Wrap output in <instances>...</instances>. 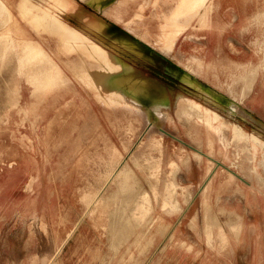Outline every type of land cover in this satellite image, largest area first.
<instances>
[{
  "label": "rangeland",
  "instance_id": "1",
  "mask_svg": "<svg viewBox=\"0 0 264 264\" xmlns=\"http://www.w3.org/2000/svg\"><path fill=\"white\" fill-rule=\"evenodd\" d=\"M230 3L224 13L231 25L223 43H235L240 54L220 56L216 30L209 29L198 34L208 48L202 60L213 58L225 66L231 59L251 60V82L231 88L195 75L220 93L230 89L241 111L229 113L153 51L135 48L148 56L143 58L99 30H84L85 24L69 27L66 9L59 14L65 26L91 32L93 42L120 54L133 78L147 84L152 101L134 104L129 96H114L108 86L103 91V84L89 86L73 73L76 67L107 69L82 51L63 50L60 36L37 31L12 9L18 19L13 28L42 43L75 90L37 99L22 73L28 68L21 60L24 50H3L0 41V264H264V148L250 138L236 145L232 132L236 124L248 136L259 132L264 141V0ZM81 6L87 18L101 17L121 34V24L114 28L91 5ZM153 11L162 26L160 5L150 3L142 14L147 18ZM191 28L182 30L167 57L176 60L179 51L183 64L195 68L194 42H186L195 34ZM160 31L156 28V35ZM20 33L13 30L14 36ZM192 102L227 122L217 131L220 137L225 132L226 147L217 139L208 145L198 112L191 118L180 115L179 105ZM147 107L164 113V122H145L139 110Z\"/></svg>",
  "mask_w": 264,
  "mask_h": 264
},
{
  "label": "bare ground",
  "instance_id": "2",
  "mask_svg": "<svg viewBox=\"0 0 264 264\" xmlns=\"http://www.w3.org/2000/svg\"><path fill=\"white\" fill-rule=\"evenodd\" d=\"M49 1L53 2L50 6H38L34 4L32 0H0V30H2L0 32V41L3 44L2 49L7 50L9 48L19 47L21 50H24L21 60L26 65L28 64V68H26L27 70L22 69V73L27 77V82L32 84L33 92L35 93L37 99L43 100L48 96L52 97L55 94L71 93L73 90H75V86L70 77L64 73L52 56L47 53L42 43L36 42L35 40L24 36L23 33H20L21 36H16V34L15 36L13 35V30L20 31L18 26H14L13 28V25L18 23V19L12 14L13 8H16L17 15L20 18L24 20L26 19L27 22L32 25V27L36 28L37 31L42 33L46 31L48 32L45 33L47 35L51 34L52 36H60L62 42L60 48L63 50L82 51L87 55V57L97 61L108 71V73L106 71V73H97L94 71L98 70L89 69V72L83 63L81 64V68H77L75 64L71 63V65H68V67L73 69L74 66L76 67V71L73 73L76 74V76H79L81 82L89 86L93 85V87L98 85L100 86V84L102 86L103 84L101 88L102 91L108 88L112 89V91H114L113 93L115 94L114 96L118 97L120 100H125V98L129 96L132 99L131 102L134 104L145 105L147 104V100L152 101V98L147 93V84L145 85L143 82L139 81V78H133L135 73L134 70L130 68L129 65L119 56L120 54L116 53L114 49L113 50L115 54H113L103 48L100 44L93 42L89 36L91 32H89L90 34L84 35L76 30L68 29L65 26L59 15L68 7V4L65 2V0ZM80 1L91 5L93 8L98 10L101 15L107 17V19L110 21H113L116 24H121L123 29L128 31L131 36L133 35L139 41L149 45L155 51L163 53L165 56H167L168 52L175 44L176 39L182 30H184L186 27L190 28L192 26L191 31L193 30L195 34L193 36L189 35V37L186 38V42H194V49L191 57L193 59V63H195V68H190L188 65L183 64V53H180L179 51L175 55L176 60H174L175 58H171V60L184 68L182 73L191 78V84H193L197 91L201 92V96H205L204 98L206 100H213V103L217 107L223 111H227L228 113L229 111L236 112L240 110V105L235 101V99L230 98L232 96L229 88L230 86L232 88V84L245 85V83L247 84V82H251L249 79L251 78V73H254L253 62L249 60L239 63L238 60L231 59L229 60L227 66L219 63L213 58L210 59L209 62H205L202 60V57L205 56V58H207V43L205 41H201V37L198 35L199 33L203 34L202 32L205 30L215 29L216 31H213L217 33L218 37V40H215V44L219 46L220 51H222L220 56L225 54V57H233L232 55L236 56V54H240V48L235 43L230 41L225 42V44L227 43L226 46L228 47V50L225 49V44L223 43L224 34L231 25V20H227L224 11L225 9L227 10L229 6H232L230 3L232 0ZM234 1L244 6V3H253L254 0ZM150 3H152L154 6L160 5L164 14V24H162V26L157 21L154 11L152 12V15L147 18H145L144 14H142L144 12V8ZM85 26L86 28H84V30L87 28L99 30L113 41L125 44L135 53L140 55L142 54L143 58H148V56L136 51L135 49H144L145 47L140 45L138 42L133 41L121 34H117L115 31L109 29L108 22L102 18L87 20L85 22ZM158 27L161 28V31L156 35V28ZM195 41H197V43H195ZM100 43H103L102 38ZM222 69H226L225 73L223 74V80L219 75V73L223 71ZM200 74H203L206 80L211 83L213 82V84H222L221 86H228L229 84L230 86L227 88L229 89L228 93H220L218 90H215V88L210 87L208 84L202 85L200 82L196 81L195 75L199 76ZM125 82L130 83L125 84ZM123 84H125V86ZM100 98H103V96L100 95ZM111 100L113 101L114 99L111 98ZM153 102L156 105H164L162 100H153ZM224 104L226 106H224ZM126 105L132 104H128L126 102ZM200 107L201 106L199 104L193 102L186 105L180 104L179 113L180 115H183L187 118H191L193 111L198 112L199 117L202 118V121L207 127L208 145L212 147L217 139L220 140L224 147H226V139L224 136L226 135L225 132H223V135L220 137L217 134V131L218 129L224 131V127L228 126L227 122L220 121L222 116L218 112L207 108L201 110ZM139 111H141L142 118L145 122L157 119L162 123L166 117L164 113L154 114L152 111L148 110V107L143 111L141 109ZM213 121H216V123L218 122V125H214ZM49 126L50 124L47 125V128ZM159 131L163 133L164 128L161 126ZM232 132L233 142L236 143V145L241 143V140L250 138L255 143L262 145L264 148V141L259 139V132H256L257 135L255 136H248L244 130L236 124L233 125ZM231 174L233 173L231 172ZM210 176L211 175H209V177Z\"/></svg>",
  "mask_w": 264,
  "mask_h": 264
},
{
  "label": "crops",
  "instance_id": "3",
  "mask_svg": "<svg viewBox=\"0 0 264 264\" xmlns=\"http://www.w3.org/2000/svg\"><path fill=\"white\" fill-rule=\"evenodd\" d=\"M66 3L68 4V7H67V12L65 13V20H66V23H68L67 25H69V27L74 28L76 26V28L80 29V27L84 26V24L87 20H93V18L92 19L89 17L87 18L85 15L83 7L82 6L80 7V4L83 5L82 1H80V0H67ZM110 23H111V25L112 24L118 25V24L111 22V21H110ZM20 32L23 33V30L22 31L20 30ZM23 34H25V33H23ZM92 34L95 36V31L92 32ZM44 48L47 51L46 47H44Z\"/></svg>",
  "mask_w": 264,
  "mask_h": 264
},
{
  "label": "water",
  "instance_id": "4",
  "mask_svg": "<svg viewBox=\"0 0 264 264\" xmlns=\"http://www.w3.org/2000/svg\"><path fill=\"white\" fill-rule=\"evenodd\" d=\"M97 13L100 14L99 12H97ZM112 26H113L114 28H117V29L119 28V27H117V26L114 25V24H112ZM118 31L121 33V35H123V36H125V37H128V38H130V39L133 40V41L138 42L140 45H142L143 47L147 48L149 51H151V52L153 51L156 55H158L159 57H161L163 60L169 62V64H170L172 67L176 68L178 71H181V72L184 71V69H182V68H181L179 65H177L176 63H174L172 60H169L168 57L165 56L163 53H160L159 51H155V50L152 49L149 45H147V44H145V43L139 41L136 37L131 36L130 33H129L128 31H126V30H124V29H122V28H119Z\"/></svg>",
  "mask_w": 264,
  "mask_h": 264
}]
</instances>
